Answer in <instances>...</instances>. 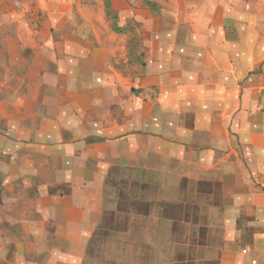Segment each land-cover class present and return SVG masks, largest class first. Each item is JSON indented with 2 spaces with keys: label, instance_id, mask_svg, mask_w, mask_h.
<instances>
[{
  "label": "rangeland",
  "instance_id": "obj_1",
  "mask_svg": "<svg viewBox=\"0 0 264 264\" xmlns=\"http://www.w3.org/2000/svg\"><path fill=\"white\" fill-rule=\"evenodd\" d=\"M211 4L0 0V264H182L220 229L176 159L211 131L203 86L241 85L259 45L211 82Z\"/></svg>",
  "mask_w": 264,
  "mask_h": 264
},
{
  "label": "crops",
  "instance_id": "obj_2",
  "mask_svg": "<svg viewBox=\"0 0 264 264\" xmlns=\"http://www.w3.org/2000/svg\"><path fill=\"white\" fill-rule=\"evenodd\" d=\"M194 11L202 13L200 9ZM210 12L211 38L195 34L194 39L202 45L227 46L225 53L211 51L214 66L206 71L211 82L220 72L228 81H234L230 45L258 43L259 48L253 54H244L248 74L241 85L203 86V92L210 87L211 112L207 113L211 131L195 139L187 137L185 144L193 148L187 147L186 154L181 150L178 159L174 157L178 161L176 169L185 170L189 183L216 185L219 201L213 204L221 205L217 213L211 214L220 229L210 222L211 227L206 224L205 230H199L200 235L195 232L194 241H189L186 252L180 253L186 256L179 261L264 264V0H212ZM191 28L198 29L192 24ZM82 247L86 252V246ZM83 260L86 264L85 255Z\"/></svg>",
  "mask_w": 264,
  "mask_h": 264
}]
</instances>
